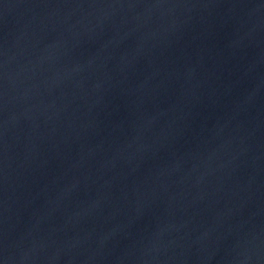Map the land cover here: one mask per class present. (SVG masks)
<instances>
[{"label": "water", "instance_id": "water-1", "mask_svg": "<svg viewBox=\"0 0 264 264\" xmlns=\"http://www.w3.org/2000/svg\"><path fill=\"white\" fill-rule=\"evenodd\" d=\"M0 264H264V0H0Z\"/></svg>", "mask_w": 264, "mask_h": 264}]
</instances>
